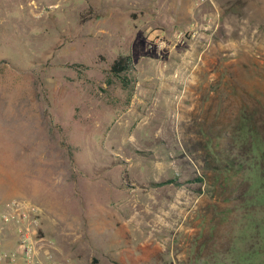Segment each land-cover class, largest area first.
Masks as SVG:
<instances>
[{
  "label": "rangeland",
  "instance_id": "rangeland-1",
  "mask_svg": "<svg viewBox=\"0 0 264 264\" xmlns=\"http://www.w3.org/2000/svg\"><path fill=\"white\" fill-rule=\"evenodd\" d=\"M179 3L0 0V229L55 264H264V0Z\"/></svg>",
  "mask_w": 264,
  "mask_h": 264
},
{
  "label": "built area",
  "instance_id": "built-area-1",
  "mask_svg": "<svg viewBox=\"0 0 264 264\" xmlns=\"http://www.w3.org/2000/svg\"><path fill=\"white\" fill-rule=\"evenodd\" d=\"M39 219L40 210L35 204L17 199L7 203V210L2 214L1 220L4 225L13 227L16 241L10 249H4L0 239L1 263L55 264L51 249H43L37 241Z\"/></svg>",
  "mask_w": 264,
  "mask_h": 264
},
{
  "label": "crops",
  "instance_id": "crops-1",
  "mask_svg": "<svg viewBox=\"0 0 264 264\" xmlns=\"http://www.w3.org/2000/svg\"><path fill=\"white\" fill-rule=\"evenodd\" d=\"M192 1L193 0H185V2H183V0H180L179 8L175 7V11L177 13L192 15L193 9H194L193 5H191ZM112 10H114L112 12L116 13L115 9H112ZM125 18L126 19L128 18V20L132 21V18L129 15H125ZM170 76H174V73H170ZM122 89H125V88H122ZM174 89H175V87L170 86V85L169 86H159L156 88L155 87L153 88L151 86L133 87L132 91H129V96H127L126 98L123 99L125 101V107H126L123 110V113H122L123 116H125L127 114L129 116L135 117V114L134 113L132 114L131 111H135V109H137L141 106H146L149 102H151V103H154L155 101L157 102L160 99L163 101V103H165L167 105H173V100H172L171 96H167V95H172L173 93H175ZM153 92L159 93V95H161V96L150 99L147 94H152ZM157 104H158V102H157ZM159 105H161V104L159 103ZM108 138H111L110 141H112L114 137L111 136ZM5 194L6 193H4L3 197H0V199H4ZM14 194L16 196L22 195V193L16 192V191L14 192ZM19 199H21V198H19ZM0 239H1V247L4 249H10L16 241V234H15L14 229L13 228H10L8 230L2 229L0 231ZM2 264H5V263H2Z\"/></svg>",
  "mask_w": 264,
  "mask_h": 264
},
{
  "label": "trees",
  "instance_id": "trees-1",
  "mask_svg": "<svg viewBox=\"0 0 264 264\" xmlns=\"http://www.w3.org/2000/svg\"><path fill=\"white\" fill-rule=\"evenodd\" d=\"M131 68V59L129 55L120 54L114 58L110 64L109 70L113 73H120L121 71ZM97 258H92L89 264H97Z\"/></svg>",
  "mask_w": 264,
  "mask_h": 264
}]
</instances>
